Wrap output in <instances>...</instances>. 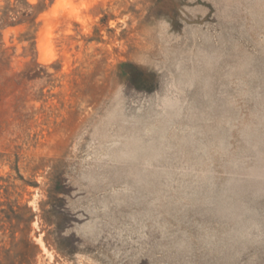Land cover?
Here are the masks:
<instances>
[{"label":"rangeland","instance_id":"rangeland-1","mask_svg":"<svg viewBox=\"0 0 264 264\" xmlns=\"http://www.w3.org/2000/svg\"><path fill=\"white\" fill-rule=\"evenodd\" d=\"M38 22L0 41V264H264V0Z\"/></svg>","mask_w":264,"mask_h":264},{"label":"trees","instance_id":"trees-1","mask_svg":"<svg viewBox=\"0 0 264 264\" xmlns=\"http://www.w3.org/2000/svg\"><path fill=\"white\" fill-rule=\"evenodd\" d=\"M53 0L49 4L46 0L40 1L37 4H32L28 0H8L4 6L0 7V41L2 32L10 27H18L23 25L29 26V31H33L32 47L35 46V34L39 28V16L48 10L52 5ZM1 44V43H0ZM2 45H0V50ZM2 53H5L3 51ZM128 64L123 63L120 66L121 76L136 79L135 74H132L128 69Z\"/></svg>","mask_w":264,"mask_h":264}]
</instances>
